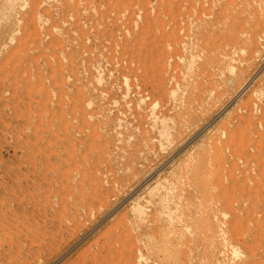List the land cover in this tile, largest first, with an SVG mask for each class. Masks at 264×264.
Instances as JSON below:
<instances>
[{
  "label": "rangeland",
  "instance_id": "374dc122",
  "mask_svg": "<svg viewBox=\"0 0 264 264\" xmlns=\"http://www.w3.org/2000/svg\"><path fill=\"white\" fill-rule=\"evenodd\" d=\"M263 178L264 0H0V264H264Z\"/></svg>",
  "mask_w": 264,
  "mask_h": 264
},
{
  "label": "bare ground",
  "instance_id": "6f19581e",
  "mask_svg": "<svg viewBox=\"0 0 264 264\" xmlns=\"http://www.w3.org/2000/svg\"><path fill=\"white\" fill-rule=\"evenodd\" d=\"M213 7H209V9H211ZM204 9V8H202ZM206 9V8H205ZM199 12V11H198ZM202 12V11H201ZM206 15V17L204 19L200 18L201 22V27L202 30L198 31L195 35V39H199L201 36L203 35H207V36H212L216 38V42L212 45V47L206 49L208 50V53L206 55V57L204 56L203 58V62L199 63L200 67H203L204 70L207 72L208 78L213 77L214 74H216L218 71H221V69L223 68H227L228 65H230V63H228L229 60V55L237 52L240 48V44L242 43V41L240 42L239 40H237V36L235 34V31L233 30V28H228L222 32H217L215 33V31L213 32V30L210 28H208V24H206L207 19L211 18V16L214 17H219L221 16V11L220 9H216V10H209V11H204V13ZM198 19V18H197ZM206 21V22H205ZM208 23V22H207ZM254 29V28H253ZM221 33V34H220ZM258 36V35H257ZM252 41L253 38L255 37H251ZM195 39L193 42H191L189 44V48H191L190 46H196L197 43L195 42ZM241 40V39H240ZM255 40V39H254ZM256 42V41H255ZM243 44V43H242ZM241 44V45H242ZM197 47V46H196ZM245 47V46H243ZM246 48V47H245ZM243 48V49H245ZM248 48V47H247ZM202 49V48H201ZM249 50V49H248ZM251 51V48H250ZM255 51V50H254ZM204 52V51H203ZM206 53V52H205ZM252 53V51L250 52ZM249 54V53H248ZM243 58V57H242ZM246 58V57H245ZM241 60V59H240ZM244 60V59H242ZM207 61H211L213 62V64H207ZM250 65V64H249ZM196 169V168H195ZM198 169V168H197ZM193 171V170H192ZM264 180V178H263ZM262 184H264V182H261ZM262 184H257L258 186H260L261 188L263 187ZM259 188V187H258ZM259 188V189H261ZM255 192V191H254ZM259 192V191H258ZM86 206V205H85ZM63 208V207H62ZM64 210V208H63ZM61 212V211H60ZM61 214V213H60ZM63 218V216H62ZM60 221V220H59ZM76 222V221H75ZM73 223V222H72ZM61 224V223H60ZM58 226V225H57ZM64 228V227H62ZM67 228V227H66ZM69 228V227H68ZM71 229V228H70ZM61 230V229H60ZM59 230V231H60ZM63 230V229H62ZM58 231V232H59ZM62 232V231H61ZM60 233V232H59ZM51 239V238H50ZM56 239V238H55Z\"/></svg>",
  "mask_w": 264,
  "mask_h": 264
}]
</instances>
